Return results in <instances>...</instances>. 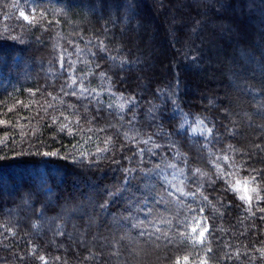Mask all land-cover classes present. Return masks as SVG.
Instances as JSON below:
<instances>
[{"label":"trees","instance_id":"trees-1","mask_svg":"<svg viewBox=\"0 0 264 264\" xmlns=\"http://www.w3.org/2000/svg\"><path fill=\"white\" fill-rule=\"evenodd\" d=\"M27 2L36 10L35 24L18 16L19 8ZM128 4L129 0H0V264H97L84 260L89 249L103 253L99 264H176L177 260L180 264H203L205 260L207 264H264V211L260 210L264 200L255 198L251 191L255 185L250 182L253 176L259 181L258 173H264V129L256 126L264 124V112L256 111L264 102V91L247 88L249 84L254 89L264 88V0H131L132 7ZM41 12L45 13L43 20ZM141 30L143 40L160 42L170 53L165 74L157 70L162 58L151 59L149 44L136 42ZM100 41L108 46L106 54L96 47ZM74 46L85 49V59L92 61L79 64L78 69L104 70L112 75L116 96L105 92L106 104L121 103L120 93L162 104L157 89L176 86L177 102L189 114L192 127L200 118L207 127L216 123L222 134L221 125L232 127L223 112L231 107L239 134L222 136L213 151L230 156L229 165L222 160L220 164L227 169L225 179L240 191L226 190L225 180H218L215 190L205 183L202 195L197 193L195 199L180 196L164 179H172L171 170L161 174L152 170L153 162L159 163L162 157H148L146 167L141 165L145 174L133 173L132 188L138 197H147L144 207L172 221L168 232L171 243L141 237L121 221L111 224L118 236L125 237L123 248L116 245L119 256L111 255L114 249L107 241L92 239L98 235L95 229L85 236L82 246L72 224L97 211L94 203L102 202L105 190L122 180L121 165L131 168L134 164L122 159V155H132L128 150L131 142L122 153L123 137L117 139L114 129L99 131L106 120L88 122L95 115L91 106L87 114L83 108L77 114L76 109L67 107L74 98L60 92L63 78L58 79L49 69H58V54L64 48L73 51ZM88 49L97 52V57ZM108 55L117 60H108ZM100 56L105 58L96 69ZM149 59L154 60L152 65ZM121 60L127 61L123 72ZM88 80L90 88L100 90L98 75L88 77L86 84ZM147 107L145 103L140 111ZM165 107L171 111V104ZM108 119L116 123L115 116ZM164 119H171L165 124L169 132L181 122L178 116ZM62 124L68 126L64 131L60 130ZM110 136L112 142H108ZM173 139L179 141L181 152L190 159L196 157L200 150L196 141L201 137L188 134L187 125ZM229 144L235 151L227 149ZM45 152L57 155L44 156ZM172 155L168 153L166 159ZM76 157L84 162H74ZM93 159L99 163L89 167ZM197 166L209 175L215 171L207 160L193 164ZM185 173L189 174L187 168ZM179 179L184 177L175 183ZM185 183V191H196L191 180ZM240 195L253 196L251 205L239 199ZM260 195L264 196V191ZM188 207L195 212L187 211ZM201 208L210 232L204 245H195L190 242L189 228ZM113 210L117 217L124 212L122 198L109 203L103 217L106 222ZM137 215L143 218L142 213L133 211V216ZM185 216L189 227L177 226L176 219ZM57 226L65 235L57 234ZM160 227L168 229L167 225ZM67 233H72L71 239Z\"/></svg>","mask_w":264,"mask_h":264},{"label":"snow or ice","instance_id":"snow-or-ice-1","mask_svg":"<svg viewBox=\"0 0 264 264\" xmlns=\"http://www.w3.org/2000/svg\"><path fill=\"white\" fill-rule=\"evenodd\" d=\"M128 7H132L131 0H129ZM33 11H36L35 9ZM20 18L29 24L36 23V16L27 13L26 11L21 10L19 12ZM39 17L41 20L45 18V13H39ZM57 23L59 21H56ZM49 24L52 21H48ZM13 39H16L13 37ZM71 43V42H70ZM96 47L99 50V53L106 54L108 52V46L104 43V41H100ZM87 51L90 52L92 57H97V52H92L91 49ZM85 49H81L78 46H74L73 51H69L67 48H64L57 56V62L59 64V68H50L49 71L56 72L57 77L63 78V83L60 84V92L63 93L64 96H70L74 98V101L69 103L67 107L73 108L77 110V114H79V108H83L84 113L87 114L89 111V106H91L95 115L89 120V123H93L97 120H106L107 123L103 127L99 128L100 132H105L108 129H114V135L117 139L123 137V142L120 144V150L123 153L124 148L128 147V143L131 142V147L128 150L132 153V155H122V159L127 161L128 163L134 164V167H124L121 165V170L124 173L122 180L113 186V189H107L104 193V199L100 203H94V207L97 209L96 212L91 214H85L79 217L78 219L81 221L80 223L72 224L73 229L78 233L80 237V243L83 246L85 243V236L92 235L93 229L96 230L98 235H92V239H101L103 241H107L112 245L114 249L111 252L112 256H119L120 250L116 249V245H120L121 248L124 246L121 244V241L125 239L124 236H118L116 232H114L111 228V224H119L121 221L127 222L131 228L137 230V234L141 237L147 236L149 239L155 237V240L167 239L169 243H171V237H169L168 232L172 230V221L166 218H161L153 214V210L150 208H146L143 205L148 203L147 197H138L137 192L133 190L132 184L136 177L133 173L145 174L146 167V158L148 157H156L160 155L162 157L159 163L153 162L152 170L157 171L158 174L163 173L165 169L171 170L168 174L171 175L172 179L168 180L167 176L164 177L168 186L174 188L176 192L180 194V196L191 197L195 199L197 193H201L206 183L208 187H212L215 190L214 186L218 180H225V183L228 184V188L226 190H230L233 192H239L240 189L236 188L235 185L228 182L225 177L228 175L227 169L222 167L220 161L222 160L225 165H229L230 156L227 154H218L214 152L213 149L216 145L221 143L222 136L226 137H235L239 133L236 131L238 124L235 120V114L231 107L223 108V112L225 113V119L229 121L232 127H228L226 125H221L224 127V133L222 134L217 127L216 123H213L212 127H207L205 121L200 118H196L193 123H195V127H192V124L189 122V114L184 112L181 106L178 104L176 95L177 93L173 90V88H165V89H157V98H162V104H154L151 100L144 101L143 99L138 100L136 96L125 97L123 93H120V97L122 102L119 104L115 103H105L103 100V95L105 92L109 93L112 97L116 96V92L113 90L114 81L112 79V75L108 72L101 70L99 73L89 70L83 71L82 69H78L79 64H91V60L85 59ZM75 57V58H74ZM104 56H100L97 58L95 63V68L100 69V59H104ZM108 60L115 62L117 57L108 55L106 57ZM127 63L125 60H121L119 67L121 72L124 71V65ZM101 79L102 84L101 88L98 91L95 88H90L88 85L91 83V80H88V84L85 83V80L91 76H97ZM123 77L121 76V79ZM179 82H177L178 85ZM107 87H104V85ZM248 90L250 91H264V88L254 89L250 84L247 85ZM51 95V93H49ZM147 103L148 107L144 109V111H140L142 106ZM209 103H212L211 101ZM171 104V111H168L165 105ZM257 112H264V102H261L258 106H256ZM106 112V116H102L101 113ZM116 117V123L111 122L109 117ZM165 116H169L171 118H176L177 116L180 118V123L172 129L171 132L165 130V124L170 123L171 119L165 120ZM87 119V116L83 117ZM264 119V117H262ZM79 124V120L76 121ZM188 126V134L195 137L197 134L201 137L200 140H197L196 143L200 145V150L194 159H190L185 153L179 150L178 144L179 141L173 139L182 133L185 129V126ZM259 128L264 129V124L256 125ZM67 125H61V131L67 129ZM149 129H155V131L149 132ZM92 131V129H89ZM71 134V133H70ZM147 137V138H144ZM108 142H112V137H108ZM143 145L140 147L139 145ZM257 148L260 145H256ZM155 149H161L160 153H157ZM228 150L235 151L232 145L227 146ZM100 151V150H98ZM103 151H107L104 149ZM221 152H225L224 149L220 150ZM168 153H172L171 159H166ZM44 156H55L57 153H43ZM214 157V158H213ZM79 160L83 163V159L81 157H76L74 162ZM207 160L209 164L213 166L215 171L209 175L208 172L202 170L201 167H193V164H200L203 161ZM116 163V161H113ZM99 161L93 159L89 161V167L93 165H97ZM141 165H145V167H141ZM163 165V167H162ZM185 168L188 169L189 174L186 175ZM255 171V170H254ZM260 180L257 181V177L253 176L251 178V183L255 185L251 189L253 193H255V198L259 200H264V196H261V191H264V173H258ZM179 177H184V179H179V183H175ZM191 180L192 184L195 186L196 191H185V187H187L185 181ZM247 191V189H245ZM169 196H172L171 192H168ZM122 198L124 200V212H122L119 217L115 210L110 213V221L106 222L103 217L108 210V205L110 202H114L116 199ZM253 196L251 195H240L239 199L245 201L249 205L253 200ZM204 200H207V196H203ZM158 203L160 201H157ZM181 207H184L183 202H179ZM264 211V209H260ZM133 211L142 213L143 218L141 216H133ZM187 211L195 212L194 208L188 207ZM200 211H203L201 208ZM179 216V213H177ZM192 219L196 220V225L191 226V233L193 236L191 237V242L193 244H202L203 238L206 232L209 231L207 226H202L200 224L199 219L195 216ZM188 217L185 216L183 220L176 219V225H184L185 227H189L186 224ZM167 225L168 229L163 230L160 225ZM58 227L57 234L65 235V232ZM103 228L104 232L110 233V236L104 235V232H100V229ZM200 228V231L197 233V229ZM69 239L72 238V233H67ZM180 236H185L184 231H179ZM75 242V241H74ZM103 246V245H101ZM208 251H211L209 248ZM103 255L102 252H93L91 249L88 250V254L85 255L84 260H94L99 264L100 257ZM43 260V257H40ZM60 257H56L58 261ZM185 261H188V256L183 257ZM47 264V261H45ZM176 264H180L179 260H177ZM203 264H207V261H203Z\"/></svg>","mask_w":264,"mask_h":264},{"label":"rangeland","instance_id":"rangeland-1","mask_svg":"<svg viewBox=\"0 0 264 264\" xmlns=\"http://www.w3.org/2000/svg\"><path fill=\"white\" fill-rule=\"evenodd\" d=\"M153 5V7L155 8V6H154V4H152ZM21 10H23V11H26L27 13H30L31 15H34V12L35 11H33L34 10V8H33V6H32V4L31 3H26V4H24V5H22L21 6V8H19V10H18V16H19V12L21 11ZM156 10V9H155ZM159 17H160V14H159ZM19 18H20V16H19ZM21 20H23L22 18H20ZM24 21V20H23ZM26 22V21H25ZM26 23H28V22H26ZM145 31L147 30V28L145 27V29H144ZM144 30H141V32L142 33H140V34H138V39L136 40V42L137 43H141L142 41H145V44H149L148 45V48H149V52H150V54H152V57H151V59L153 58V57H155V56H158V57H160V59H161V61H160V63H161V65L158 67V71L161 73V74H165V72H166V70L168 69V65L170 64V59H169V57H170V53H168V50H165V49H163V45H161V43L160 42H158V43H156V42H154L151 38L150 39H147V38H145L144 40L142 39V35H143V33H144ZM168 33V32H167ZM162 35V37H163V34H161ZM146 37H147V35H146ZM165 50V51H164ZM149 52H148V54H149ZM163 55V56H162ZM166 55V56H165ZM150 57V56H149ZM166 59H165V58ZM151 59H149V63L152 65L153 63H154V60H152V61H150ZM156 59H157V57H156ZM150 67H152V66H150ZM216 88V87H215ZM0 123H1V121H0ZM197 219H199V221H200V224L202 225V226H207L208 227V229H209V231L208 232H206L205 233V235H204V238H203V243L202 244H199V243H197V244H195V245H204L205 244V242H206V239H207V236H208V233L210 232V225H209V223H208V221H207V219L205 218V213L203 212V211H201L199 214H196V215H194ZM196 225V220L195 219H192V221H191V223H190V228H189V239H190V242H191V237L193 236V234L191 233V226H195ZM200 231V228H198L197 229V233ZM192 243V242H191ZM193 244V243H192Z\"/></svg>","mask_w":264,"mask_h":264}]
</instances>
